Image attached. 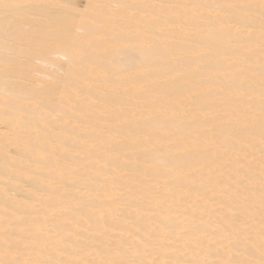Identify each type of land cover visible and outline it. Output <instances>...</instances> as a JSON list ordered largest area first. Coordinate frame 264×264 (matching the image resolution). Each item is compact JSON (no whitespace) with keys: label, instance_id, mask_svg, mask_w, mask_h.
Listing matches in <instances>:
<instances>
[{"label":"bare ground","instance_id":"1","mask_svg":"<svg viewBox=\"0 0 264 264\" xmlns=\"http://www.w3.org/2000/svg\"><path fill=\"white\" fill-rule=\"evenodd\" d=\"M87 4L0 0V264H264V0Z\"/></svg>","mask_w":264,"mask_h":264},{"label":"rangeland","instance_id":"2","mask_svg":"<svg viewBox=\"0 0 264 264\" xmlns=\"http://www.w3.org/2000/svg\"><path fill=\"white\" fill-rule=\"evenodd\" d=\"M75 2V6H76V9L79 10L81 9L82 11L84 10V8H86V6L88 5L87 4V1L88 0H73ZM90 2V1H89ZM84 7V8H83Z\"/></svg>","mask_w":264,"mask_h":264}]
</instances>
